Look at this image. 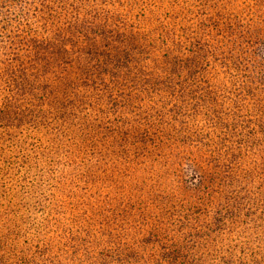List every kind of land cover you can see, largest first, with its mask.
<instances>
[{"label": "trees", "instance_id": "trees-1", "mask_svg": "<svg viewBox=\"0 0 264 264\" xmlns=\"http://www.w3.org/2000/svg\"><path fill=\"white\" fill-rule=\"evenodd\" d=\"M0 264H264V0H0Z\"/></svg>", "mask_w": 264, "mask_h": 264}]
</instances>
